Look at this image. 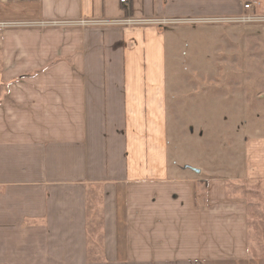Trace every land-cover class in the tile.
<instances>
[{
    "label": "crops",
    "instance_id": "0c3cea01",
    "mask_svg": "<svg viewBox=\"0 0 264 264\" xmlns=\"http://www.w3.org/2000/svg\"><path fill=\"white\" fill-rule=\"evenodd\" d=\"M245 4L0 0V22L220 18L244 14ZM163 34L0 30V264L249 260L247 202L215 180L201 196L197 179L173 174L161 140Z\"/></svg>",
    "mask_w": 264,
    "mask_h": 264
},
{
    "label": "rangeland",
    "instance_id": "374dc122",
    "mask_svg": "<svg viewBox=\"0 0 264 264\" xmlns=\"http://www.w3.org/2000/svg\"><path fill=\"white\" fill-rule=\"evenodd\" d=\"M244 1L245 13L232 17L0 22V30L158 28L166 35L161 140L173 174L197 179L201 196L215 180L229 198L247 202L249 260L213 264H264V0Z\"/></svg>",
    "mask_w": 264,
    "mask_h": 264
},
{
    "label": "built area",
    "instance_id": "2783aa9c",
    "mask_svg": "<svg viewBox=\"0 0 264 264\" xmlns=\"http://www.w3.org/2000/svg\"><path fill=\"white\" fill-rule=\"evenodd\" d=\"M131 0H120L121 5L128 6L130 4ZM251 7L249 5L245 6L246 10H249ZM251 17V16H250ZM250 17L244 18L243 21L250 20ZM257 17H251V19L255 20ZM86 24V23H83Z\"/></svg>",
    "mask_w": 264,
    "mask_h": 264
}]
</instances>
